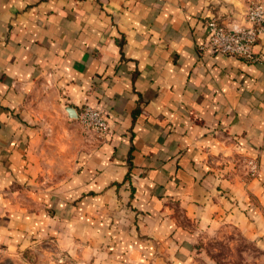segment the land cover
<instances>
[{
    "label": "crops",
    "instance_id": "obj_1",
    "mask_svg": "<svg viewBox=\"0 0 264 264\" xmlns=\"http://www.w3.org/2000/svg\"><path fill=\"white\" fill-rule=\"evenodd\" d=\"M249 1L0 0V247L193 264L221 226L264 243V29L258 62L201 48Z\"/></svg>",
    "mask_w": 264,
    "mask_h": 264
},
{
    "label": "rangeland",
    "instance_id": "obj_2",
    "mask_svg": "<svg viewBox=\"0 0 264 264\" xmlns=\"http://www.w3.org/2000/svg\"><path fill=\"white\" fill-rule=\"evenodd\" d=\"M193 264H264V243L244 237L232 226L202 235ZM0 264H80L68 252L55 249L52 242L29 244L21 250L0 247Z\"/></svg>",
    "mask_w": 264,
    "mask_h": 264
},
{
    "label": "built area",
    "instance_id": "obj_3",
    "mask_svg": "<svg viewBox=\"0 0 264 264\" xmlns=\"http://www.w3.org/2000/svg\"><path fill=\"white\" fill-rule=\"evenodd\" d=\"M248 25L238 29L226 27L218 18L208 17L205 20L207 39L202 49L242 59L245 62H258L261 54L254 51L259 33L264 29V1L250 0L245 11ZM75 119L87 131L103 133L107 130V122L102 111L89 105L79 106L75 110ZM249 172H256L254 162H249Z\"/></svg>",
    "mask_w": 264,
    "mask_h": 264
},
{
    "label": "water",
    "instance_id": "obj_4",
    "mask_svg": "<svg viewBox=\"0 0 264 264\" xmlns=\"http://www.w3.org/2000/svg\"><path fill=\"white\" fill-rule=\"evenodd\" d=\"M66 110H67L69 113H70V112H73V117L76 116V114H75V110H74L73 108H71V107H67Z\"/></svg>",
    "mask_w": 264,
    "mask_h": 264
}]
</instances>
